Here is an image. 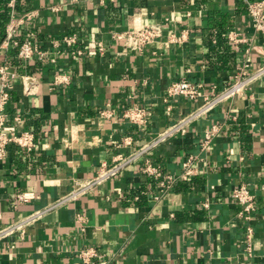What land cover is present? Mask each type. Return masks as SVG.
I'll use <instances>...</instances> for the list:
<instances>
[{"label": "crops", "instance_id": "crops-1", "mask_svg": "<svg viewBox=\"0 0 264 264\" xmlns=\"http://www.w3.org/2000/svg\"><path fill=\"white\" fill-rule=\"evenodd\" d=\"M28 2L35 15L22 30L33 29L52 52L20 70L14 49H0V63L7 60L20 73L12 80L10 123L33 130L38 141L31 151L10 144L0 158V226L50 203L95 175L101 162L136 149L188 112L190 100L168 96L174 80L200 81L209 91L221 88L245 57L253 66L264 63V32L254 28L245 0ZM167 18L165 28L186 31L183 41L166 45L158 38L140 51L125 50L114 38V32ZM231 30L250 38V55L246 43L236 47L229 40ZM68 32L78 34L82 54L54 45ZM57 76L65 80L56 83ZM135 104L152 111L147 128L124 117ZM103 108L116 113L103 117ZM215 123L220 130L202 149ZM191 153L195 172L168 190L132 165L48 212L24 234L1 239L0 264L82 263L78 251L85 244L100 247L105 264H264V76L164 142L153 158L180 176ZM241 180L256 194L250 253L240 204L231 197ZM20 193L35 197L20 200Z\"/></svg>", "mask_w": 264, "mask_h": 264}, {"label": "built area", "instance_id": "built-area-1", "mask_svg": "<svg viewBox=\"0 0 264 264\" xmlns=\"http://www.w3.org/2000/svg\"><path fill=\"white\" fill-rule=\"evenodd\" d=\"M245 1L248 5V13L254 28L257 32H264V0ZM10 4L14 6L15 0H11ZM34 15L35 10L30 9L22 12H13L6 27V37L0 43V49L2 47L13 48L16 58L24 64L32 59H47L52 52L50 48L42 46L33 29L22 30V26L29 24ZM167 23H169V18L166 19V22L140 24L127 30L114 32V38L122 41L125 50L140 51L146 45L157 41L158 38H163L166 45L183 41L186 37V31L183 30L182 33H177L173 26L165 28ZM21 30L24 33L22 38L19 37L20 33H22ZM229 40L236 47L246 43L248 46L244 50L248 55L255 47L248 36L236 30L229 32ZM53 42L57 47H73L76 54H82L83 52L82 47H77L78 34L76 32L65 33L60 38H55ZM249 42L250 44H248ZM98 48L101 52H104L106 44L99 41ZM19 74L7 60L0 63V158L8 154V146L10 144H16L28 151L34 150L38 145L36 133L33 130L21 128L16 123H10L11 115L8 108L11 100L12 80ZM263 76L264 63L253 66L249 57H245L227 76L221 88L213 85L211 90L206 91L203 82L193 81L186 77L174 80L168 87V96H182L190 100L193 106L188 112L178 117L164 129L155 132L136 149L127 153H119L111 161L105 160L101 162L95 175L83 182H79L77 186L58 196L50 203L0 226V240L16 233L24 234L31 224L41 219L48 212L75 200L107 180L118 177L123 170L132 165H140L143 172L159 180L162 191L174 186L180 177L188 179L195 172L194 162L197 159V155L191 153L186 156L183 160L181 174L177 176L165 171L162 165L154 160L153 154L155 150L170 138L186 133L188 127L194 121L243 91L251 89ZM64 80L65 78L57 76L55 82L58 83ZM29 90L30 88H28ZM170 110L171 106L168 107V111ZM115 113L116 110L114 108H103L100 110V115L107 118L113 117ZM123 115L129 121L147 128L152 111L145 105L135 104L126 108ZM14 118L18 120L19 116ZM220 127L218 123H215L205 131L201 141L202 149H206L211 144L214 135L220 130ZM33 197H35L33 193L18 194L20 200H28ZM155 197L158 198L159 195L157 194ZM231 197L240 204L239 218L246 224V249L250 253L253 249L252 240L254 235V226L250 222L256 214V194L251 190L247 182L241 180L232 188ZM204 204L208 206L209 202L205 201ZM79 218H82L81 214ZM78 254L82 263L77 264H105L107 262L104 252L94 244L83 245L79 249Z\"/></svg>", "mask_w": 264, "mask_h": 264}, {"label": "trees", "instance_id": "trees-1", "mask_svg": "<svg viewBox=\"0 0 264 264\" xmlns=\"http://www.w3.org/2000/svg\"><path fill=\"white\" fill-rule=\"evenodd\" d=\"M10 1L11 0H0V43L6 37V27L11 19L13 12H22L23 10L29 9L27 6L29 5L28 0H15L14 6L10 4ZM17 63L20 65V70H23L24 63H22L18 59Z\"/></svg>", "mask_w": 264, "mask_h": 264}]
</instances>
